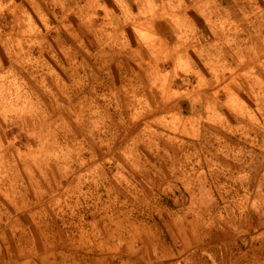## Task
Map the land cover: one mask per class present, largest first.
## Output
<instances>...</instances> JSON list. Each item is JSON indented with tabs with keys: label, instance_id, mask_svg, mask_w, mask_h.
<instances>
[{
	"label": "rangeland",
	"instance_id": "374dc122",
	"mask_svg": "<svg viewBox=\"0 0 264 264\" xmlns=\"http://www.w3.org/2000/svg\"><path fill=\"white\" fill-rule=\"evenodd\" d=\"M0 264H264V0H0Z\"/></svg>",
	"mask_w": 264,
	"mask_h": 264
}]
</instances>
